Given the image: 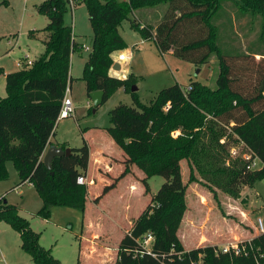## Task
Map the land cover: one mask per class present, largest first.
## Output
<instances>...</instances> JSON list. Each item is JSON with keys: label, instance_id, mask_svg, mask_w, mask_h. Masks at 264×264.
<instances>
[{"label": "trees", "instance_id": "trees-1", "mask_svg": "<svg viewBox=\"0 0 264 264\" xmlns=\"http://www.w3.org/2000/svg\"><path fill=\"white\" fill-rule=\"evenodd\" d=\"M77 1L86 4L94 29L83 76L88 95L103 90L105 103L126 87L133 96L131 105L121 103L110 111L112 124L107 128L123 151L125 168L94 201L99 203L133 166L144 172L145 179L153 175L166 179L121 240L116 264H264V232L254 237L253 249L241 255L221 253L213 245L185 250L178 236L185 209L183 160L231 194L264 177V49L253 50L251 44L243 50L223 46L237 34L234 12L237 19L258 14L259 42L264 43V0ZM160 5L166 9L158 21H143L135 15L139 9ZM69 8V0H43L37 10L50 15L46 51L28 68L5 74L0 66L7 86V96L0 97V179L8 177L6 163L14 162L18 186L33 184L43 201L36 213L40 217H49L54 205L85 212L88 196V185L78 182L79 177L87 176L89 167L86 142L72 147L70 155L54 158L51 170L43 161L72 87V53L82 49L72 26L64 22ZM126 20L145 40H153L161 53L196 66L208 64L215 54L219 63L216 85L192 81L189 90L176 83L162 89L151 103L142 102L132 91L136 83L132 76L123 78L110 72L114 54L125 45L120 26ZM175 131H179L177 136ZM225 136L226 142H220ZM248 154L261 166L249 168ZM0 216L20 233L22 248L33 264H61L51 249L40 244V233L17 212V206L0 200ZM149 232L154 241L147 250L141 239Z\"/></svg>", "mask_w": 264, "mask_h": 264}, {"label": "rangeland", "instance_id": "rangeland-1", "mask_svg": "<svg viewBox=\"0 0 264 264\" xmlns=\"http://www.w3.org/2000/svg\"><path fill=\"white\" fill-rule=\"evenodd\" d=\"M42 1L0 0V66L5 74L30 67L46 51L51 32L45 28L50 15L37 10ZM165 9L164 5L142 8L135 15L143 21L155 22L160 20ZM233 14L237 34L230 41H225L223 46L227 48L232 45L233 50H243V46L251 44L253 50L264 49V43L259 42L261 22L258 14L240 19H237L235 12ZM131 18H134V14ZM64 22L72 26L79 45L92 48L94 29L84 2L76 1L74 11L69 8L65 13ZM120 32L125 45L114 54V61L122 52L131 54V58L119 62L120 70L111 68L110 72L123 78L132 76L136 80L137 96L142 102L151 103L162 89L176 83L184 88L192 81L212 87L216 85L219 63L215 54L208 64L196 66L173 54L161 53L156 43L145 40L129 20L121 24ZM89 54L90 51L86 49L72 53L70 75L73 82L68 95L73 99L76 114L59 119L57 137L53 142L58 144L57 141L68 139L71 147H81L86 142L95 154L106 148L113 154L117 153L112 161L115 170L96 171L103 177V183L97 175L88 177V183L93 179L95 186L87 183L85 212L73 206L54 205L49 217L37 216L43 201L33 185L18 186L19 175L14 162L7 164L8 177L0 179V200L17 206V212L29 220L34 231L40 233V244L51 249L52 255L61 264H116L121 240L131 229L134 220L151 204L166 180L161 175L145 179L144 172L133 166L132 171L120 179L99 203L94 201L95 195L102 194L105 186L112 183L125 168L123 151L107 128L112 124L110 111L121 103L131 105L133 96L131 91L122 87L93 112V102L83 79ZM18 62L22 65L19 66ZM5 74L0 75L1 97L7 95ZM226 140L227 136L221 138L220 142ZM181 169L185 183V209L178 236L185 250L207 245L220 248L224 244L244 242L259 235L257 226L260 218L264 224V177L243 187L238 194H231L211 184L197 169L192 170L187 160L181 162ZM90 172L95 174L93 158ZM98 233L107 235L100 236ZM104 246L109 249L106 251L108 255L100 261ZM31 263L30 255L22 248L20 233L0 216V264Z\"/></svg>", "mask_w": 264, "mask_h": 264}, {"label": "built area", "instance_id": "built-area-1", "mask_svg": "<svg viewBox=\"0 0 264 264\" xmlns=\"http://www.w3.org/2000/svg\"><path fill=\"white\" fill-rule=\"evenodd\" d=\"M77 0H69V4L70 7L72 9V11H74L75 8V3ZM83 49H86L88 51H91V48L89 46L86 45H82ZM129 58H131V54H127L125 52H122L118 55L117 57V62L123 63L125 61H127ZM19 66L22 65L21 62L18 63ZM187 89H191V86L187 87ZM70 88L68 89L69 92ZM67 95L63 101L62 107H61V111H60V115H59V119L60 118H65V117H70V116H74L76 114V108L74 106V102L73 99L68 95ZM179 134V131H175L174 132V136H177ZM233 154L237 153L236 149H233ZM246 159L250 160V166L249 168L254 169V168H258L261 166V162L257 159V158H253L252 155L248 154L246 155ZM78 182L79 183H88V180L86 179V177L82 176L78 178ZM258 229L261 233L264 232V224L262 219H259L258 221ZM253 239H249L246 240L244 242H230L227 244H224L223 246H221L219 248V251L221 253H229L231 255H241V254H247L248 253V249H253ZM154 241V235L152 233H147L142 239H141V243L144 249L149 250L152 247V243ZM33 264V263H31Z\"/></svg>", "mask_w": 264, "mask_h": 264}, {"label": "crops", "instance_id": "crops-1", "mask_svg": "<svg viewBox=\"0 0 264 264\" xmlns=\"http://www.w3.org/2000/svg\"><path fill=\"white\" fill-rule=\"evenodd\" d=\"M83 49V48H82ZM171 54V53H170ZM117 60V59H116ZM117 62V61H116ZM19 63V62H18ZM113 69V68H112ZM114 70V69H113ZM111 74L112 75H117V74H115V73H112L111 72ZM71 89V88H70ZM7 96V95H6ZM1 97V96H0ZM100 128V127H99ZM57 137V127H56V130H55V133L52 135V137H51V139H50V142H49V144L47 145V148H46V150H45V153H46V151H47V149L49 148V146L50 145H56V146H61L62 147V144H67V147H70L71 149H72V147L70 146V142H69V140L68 139H64V140H62L61 142L60 141H57V143L58 144H56V143H54L53 141H54V138H56ZM66 147V148H67ZM89 148H90V160H89V167H88V170H87V176H86V179L88 180V177L92 174V175H97V176H99V177H97V178H99L100 179V182L101 183H103L104 182V179H103V177H101V175H100V173H96V171H99L100 169H103L105 172H112V171H114L115 170V164L112 162L113 161V158L115 157V156H117V153H111L110 151H108V149H106V148H103V149H101L98 153H94L93 152V149L91 148V146L89 145ZM45 153H44V155H45ZM44 157V156H43ZM122 157H123V155H122ZM92 158H93V163L95 164V174H93V173H91L90 172V164H91V161H92ZM8 164V162L6 163V166H8L7 165ZM25 184H28V185H33V184H31V183H25ZM89 185H91L92 186V184L94 185L95 183H94V180L93 179H91L90 181H89V183H88ZM22 185H24V184H22ZM95 186V185H94ZM96 196H98V195H95V197ZM261 219V218H260ZM257 228H258V226H257ZM258 231H259V229H258ZM98 234H100V233H98ZM105 233H102V234H100V236L101 235H104ZM261 234V232L259 231V235ZM96 235V234H95ZM105 235H107V234H105ZM256 237V236H255ZM254 238V237H253ZM107 250H109L107 247H103V254L101 255V256H99L100 258H99V260L100 261H103L104 259H105V255H108V253H106V251ZM98 260V261H99Z\"/></svg>", "mask_w": 264, "mask_h": 264}, {"label": "water", "instance_id": "water-1", "mask_svg": "<svg viewBox=\"0 0 264 264\" xmlns=\"http://www.w3.org/2000/svg\"><path fill=\"white\" fill-rule=\"evenodd\" d=\"M112 68L115 71H118L121 69V64L119 62H115ZM137 89H138L137 86L133 85L132 91L136 92ZM89 96L93 102V112H96L97 108L104 102L105 92L103 90H97V91L91 92ZM71 153H72V149L70 147L63 148L61 146H56L52 144L47 149L43 157V161L45 165L47 166V168L51 170L52 161L54 158L64 156V155H70Z\"/></svg>", "mask_w": 264, "mask_h": 264}]
</instances>
